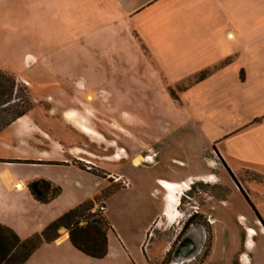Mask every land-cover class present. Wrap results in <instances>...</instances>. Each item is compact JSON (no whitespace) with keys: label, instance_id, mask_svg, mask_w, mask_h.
Instances as JSON below:
<instances>
[{"label":"crops","instance_id":"1","mask_svg":"<svg viewBox=\"0 0 264 264\" xmlns=\"http://www.w3.org/2000/svg\"><path fill=\"white\" fill-rule=\"evenodd\" d=\"M0 69L27 86L31 70L50 75L54 98L39 104L82 141L64 145L32 112L0 132V225L26 240L90 202L105 206L111 227L103 259L76 249L62 228L25 264H156L197 194L208 198L197 234L202 243L210 237L200 264H264V0H0ZM126 118L130 133L144 131L134 137L147 149L129 140L127 156L100 160L88 130L104 137L98 119ZM138 159L163 170L134 178L125 168L139 169ZM117 177L132 178V197L153 210L129 232L107 202L122 188ZM35 181L60 196L38 202ZM157 234L167 237L163 257L142 258Z\"/></svg>","mask_w":264,"mask_h":264},{"label":"rangeland","instance_id":"2","mask_svg":"<svg viewBox=\"0 0 264 264\" xmlns=\"http://www.w3.org/2000/svg\"><path fill=\"white\" fill-rule=\"evenodd\" d=\"M39 69L40 68H38V70ZM24 78L28 80L31 85H33L32 89H34V86L36 87L35 91H33L31 87H28L30 86V84L27 86L21 79H18L15 75L0 69V132L3 129H5L7 126H9L11 121L16 119L18 116L32 112L35 117V120L39 123V125L46 131H49L52 137L56 138L64 145H71L70 143L73 144V142L75 141L76 143H78V141H81L77 133H75L69 126H67L62 120V118L58 116L57 117L50 116L48 108L46 107L45 103L39 104V102L43 99L54 98L53 86L50 85V81H52V77L48 74H43L40 72L37 73L36 71L33 72V70H31L28 74L24 75ZM91 114L96 115L95 112H91ZM125 116L128 118V115H124V117ZM127 118L126 121L121 122V124L112 123V122L109 123L108 120L99 121L98 119L96 124L98 125L100 132H102V134L104 133L103 134L104 137L100 136L96 132H92L88 130V133L91 136L90 139L93 140V144L91 143L92 146L90 147L91 149L93 147L96 148V151L99 152L100 160L101 159L103 160V158L112 157V155L115 152H118L121 158L127 156L125 149L128 148L130 145L129 140L135 142V144H137L141 148V150L145 151L147 149L144 147L143 144L136 143L137 141L134 137V136H138L140 139H144L145 137L144 131H139L136 133V135L135 132L130 133L129 132L130 125L127 122L128 120ZM112 128H114L115 131H113ZM118 134H121L122 138H119ZM130 134L133 137L132 136L130 137ZM134 159L135 158H132L131 161L132 162L135 161ZM124 165L125 162L118 163L117 165H115V168L117 169L120 167L122 168ZM132 168L133 167L131 166L130 167L127 166V168L125 169H127L128 173H131L134 178L136 177V175L139 174L137 179H140L141 176L143 178L145 174L150 176H154L155 172H158V174H160L161 172L159 171L163 170L162 166L153 169L149 167L148 164L146 163H142L141 165L137 166V168L139 169L135 170ZM94 170H96V168H94ZM132 180H133L132 178L131 180H129L131 183V187H132ZM130 188L122 187L115 194L107 198V202H109L108 205L111 206V210L115 212L119 223L124 226L127 232H129L131 229H135L136 227L140 226L141 222L145 220V217L153 213V210L149 208L140 209V207L144 206L145 204H139V203L137 204L136 200L132 197V194L130 193L129 190ZM146 188L148 192L150 186L147 185ZM217 189H220V187H218ZM229 192H230L229 189L226 190L225 192H219V190H217L216 191L217 194L213 191L214 194L211 196L215 197L216 199H220L221 197L223 198L224 195L229 194ZM215 194L217 196H214ZM196 196L197 197H195L194 199L197 201V204L191 202L190 207H187L189 210L190 208L191 210H194L193 209L194 207V208H198L197 210L199 211L201 210V207L206 204V201H208L207 200L208 198L204 197L203 194L200 195L197 194ZM237 198H238L237 200L233 199V203L235 207H237L238 210L240 211L241 210L240 206L242 207L245 204L244 201H242L241 196L238 197L237 195ZM147 202L151 203L152 200L148 199ZM160 205L163 204L162 203L158 204V206ZM142 210H144L145 212L147 211L144 217L141 216ZM238 210L235 211L236 215L237 212H239ZM88 214L89 212H86L85 215L87 216ZM186 217L187 216H184V214L182 213L179 214L177 226H174L173 228L169 229L170 230L168 233L170 237L169 241H172L176 237L177 233L182 227L183 222L187 220ZM200 222H201V228L203 227L205 228L204 219L201 218ZM157 235L158 238L155 237L154 239H151V241L146 245V249H145L146 255L143 254V251H140L142 258H146L147 255L157 259H161L163 257L166 247V241L161 237L164 236L166 237V234H163L162 236L161 234H157ZM165 239H167V237ZM209 239H210L209 236L207 237L206 240L204 239L200 247V250H202V252L200 254H197L196 260L192 261L191 263L187 262L185 264H200L206 260L210 252ZM167 256H168V260L166 259L164 263H162L163 261L158 260L156 264L183 263L179 259L174 258L172 255L168 254ZM185 261L186 260H184V262Z\"/></svg>","mask_w":264,"mask_h":264},{"label":"trees","instance_id":"3","mask_svg":"<svg viewBox=\"0 0 264 264\" xmlns=\"http://www.w3.org/2000/svg\"><path fill=\"white\" fill-rule=\"evenodd\" d=\"M207 75L208 73H204L199 79H204ZM23 163L33 164L32 162ZM29 190L32 196L42 204L51 203L61 194L60 188L46 181L31 183ZM244 196H246L245 193ZM93 208L90 202L79 205L50 224L42 234L34 235L26 240L20 239L12 230L0 225V264H25L45 242L55 241L58 231L62 228L68 230L71 243L80 252L94 259L105 258L108 253L107 234L111 227L102 214H90ZM86 212H89L87 216ZM166 259L168 260V256L162 263Z\"/></svg>","mask_w":264,"mask_h":264},{"label":"flooded vegetation","instance_id":"4","mask_svg":"<svg viewBox=\"0 0 264 264\" xmlns=\"http://www.w3.org/2000/svg\"><path fill=\"white\" fill-rule=\"evenodd\" d=\"M185 199L190 200L188 196H184ZM194 212L188 216V219L183 223L179 236L175 239L169 255L174 258L179 259L182 264L188 262L197 255L198 250L202 244L201 237L197 234L198 228L201 226L198 208H194ZM205 224V223H204ZM206 227V224L204 225ZM193 250L191 254L187 257L188 251ZM184 260H186L184 262ZM190 261V262H191Z\"/></svg>","mask_w":264,"mask_h":264},{"label":"built area","instance_id":"5","mask_svg":"<svg viewBox=\"0 0 264 264\" xmlns=\"http://www.w3.org/2000/svg\"><path fill=\"white\" fill-rule=\"evenodd\" d=\"M87 166L89 167L88 168L89 171H93L94 168H96V166L95 165H92V164H87ZM114 181L116 183L120 184L124 188H130L131 187L130 181L127 180L124 177L114 178ZM105 210H106L105 206L104 205H101L99 208H93V209H91L90 214L91 215L103 214L105 212Z\"/></svg>","mask_w":264,"mask_h":264},{"label":"bare ground","instance_id":"6","mask_svg":"<svg viewBox=\"0 0 264 264\" xmlns=\"http://www.w3.org/2000/svg\"><path fill=\"white\" fill-rule=\"evenodd\" d=\"M141 163H142V159H138V160H136V164H137V166L141 165Z\"/></svg>","mask_w":264,"mask_h":264},{"label":"water","instance_id":"7","mask_svg":"<svg viewBox=\"0 0 264 264\" xmlns=\"http://www.w3.org/2000/svg\"><path fill=\"white\" fill-rule=\"evenodd\" d=\"M193 250L191 249V250H189L187 253H188V255H187V257L191 254V252H192Z\"/></svg>","mask_w":264,"mask_h":264}]
</instances>
